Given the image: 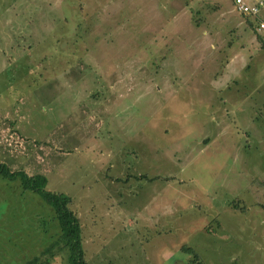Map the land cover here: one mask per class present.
<instances>
[{
  "label": "rangeland",
  "instance_id": "rangeland-1",
  "mask_svg": "<svg viewBox=\"0 0 264 264\" xmlns=\"http://www.w3.org/2000/svg\"><path fill=\"white\" fill-rule=\"evenodd\" d=\"M261 1L0 0V162L70 197L82 264H264ZM57 228L0 176V264Z\"/></svg>",
  "mask_w": 264,
  "mask_h": 264
},
{
  "label": "trees",
  "instance_id": "trees-1",
  "mask_svg": "<svg viewBox=\"0 0 264 264\" xmlns=\"http://www.w3.org/2000/svg\"><path fill=\"white\" fill-rule=\"evenodd\" d=\"M264 46V42L261 41ZM0 176L18 178L21 188L36 191L50 205L53 216L56 219L57 230L54 237L44 245L38 254L18 264H50V258L60 253L62 261L60 264H82L83 251L80 239V224L78 217L69 207L70 197L62 192L46 189V178L42 174L26 176L20 170L9 171L4 163L0 162ZM199 262V261H198Z\"/></svg>",
  "mask_w": 264,
  "mask_h": 264
},
{
  "label": "built area",
  "instance_id": "built-area-1",
  "mask_svg": "<svg viewBox=\"0 0 264 264\" xmlns=\"http://www.w3.org/2000/svg\"><path fill=\"white\" fill-rule=\"evenodd\" d=\"M261 3V0H257L254 2H249L247 0H232L233 7L239 13L252 18H255L257 16ZM254 28L257 32H264V21L261 19L255 20Z\"/></svg>",
  "mask_w": 264,
  "mask_h": 264
},
{
  "label": "crops",
  "instance_id": "crops-1",
  "mask_svg": "<svg viewBox=\"0 0 264 264\" xmlns=\"http://www.w3.org/2000/svg\"><path fill=\"white\" fill-rule=\"evenodd\" d=\"M249 2H254V1H257V0H247ZM233 5V4H232ZM243 15V14H242ZM245 16V15H244ZM247 20H252L251 18H249V16H245ZM253 26H254V23H253Z\"/></svg>",
  "mask_w": 264,
  "mask_h": 264
}]
</instances>
